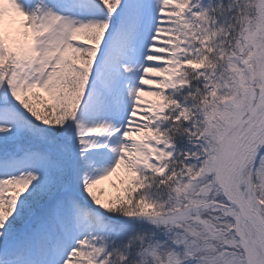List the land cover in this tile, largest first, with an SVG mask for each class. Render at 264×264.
<instances>
[{
	"label": "snow or ice",
	"instance_id": "1",
	"mask_svg": "<svg viewBox=\"0 0 264 264\" xmlns=\"http://www.w3.org/2000/svg\"><path fill=\"white\" fill-rule=\"evenodd\" d=\"M262 84L264 0H0V264H264Z\"/></svg>",
	"mask_w": 264,
	"mask_h": 264
},
{
	"label": "clouds",
	"instance_id": "2",
	"mask_svg": "<svg viewBox=\"0 0 264 264\" xmlns=\"http://www.w3.org/2000/svg\"><path fill=\"white\" fill-rule=\"evenodd\" d=\"M261 86H264V84H262ZM229 99H235L237 101H241L242 102L243 96H242V94H238V92L234 91L231 94V96L229 97ZM219 101H220V104H224L225 103L224 97L220 96ZM225 111H227V109H225Z\"/></svg>",
	"mask_w": 264,
	"mask_h": 264
},
{
	"label": "rangeland",
	"instance_id": "3",
	"mask_svg": "<svg viewBox=\"0 0 264 264\" xmlns=\"http://www.w3.org/2000/svg\"><path fill=\"white\" fill-rule=\"evenodd\" d=\"M105 186H107V194L111 195L114 194V189H112V187L109 184H105Z\"/></svg>",
	"mask_w": 264,
	"mask_h": 264
},
{
	"label": "bare ground",
	"instance_id": "4",
	"mask_svg": "<svg viewBox=\"0 0 264 264\" xmlns=\"http://www.w3.org/2000/svg\"><path fill=\"white\" fill-rule=\"evenodd\" d=\"M105 186V185H104ZM105 188L107 189V186H105Z\"/></svg>",
	"mask_w": 264,
	"mask_h": 264
}]
</instances>
